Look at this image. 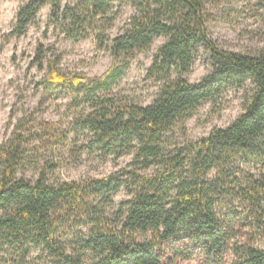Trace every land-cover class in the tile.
Listing matches in <instances>:
<instances>
[{
  "label": "trees",
  "instance_id": "trees-1",
  "mask_svg": "<svg viewBox=\"0 0 264 264\" xmlns=\"http://www.w3.org/2000/svg\"><path fill=\"white\" fill-rule=\"evenodd\" d=\"M209 1L134 0L136 14L112 39L105 35L117 14L112 6L126 0H80L64 7L62 0H28L18 10L12 36L24 35L49 6V22L67 39L97 33L101 44L110 43L112 65L98 77L64 74L61 57L41 45L34 63L42 69L46 61L44 91L67 89L75 106H83L73 131L87 135L88 144L73 155L134 154L132 164L144 173L59 182L53 178L59 159L45 156L69 131L48 122L33 128L21 120L0 145V264H171L167 255L197 257L203 264H224L228 256L229 264H264V248L237 238L243 228L264 238V52L219 48L207 29ZM159 38L166 41L146 74L161 83L156 98L142 106L108 95L123 77L128 55ZM199 48L209 54L212 70L190 83L185 77ZM249 81L254 88L243 112L227 127L166 148L173 127L202 103ZM150 168L155 171L147 174ZM126 188L131 199L109 213L112 198Z\"/></svg>",
  "mask_w": 264,
  "mask_h": 264
},
{
  "label": "rangeland",
  "instance_id": "rangeland-1",
  "mask_svg": "<svg viewBox=\"0 0 264 264\" xmlns=\"http://www.w3.org/2000/svg\"><path fill=\"white\" fill-rule=\"evenodd\" d=\"M80 0H62L61 6H73ZM134 0L112 6L116 14L112 28L105 32L112 39L123 34L129 20L136 14ZM28 0H0V145L12 135L16 125L24 123L36 128L42 122L55 123L68 130L67 140L59 143V148L45 157L59 159V166L53 178L62 181H83L104 178L113 174L137 171L139 165L132 164L134 154L120 158L100 156L90 150H83L79 156L72 153L76 147H85L88 136L73 131L74 120L83 106L77 107L67 89L44 91L41 82L44 78L45 63L39 68L34 63L38 47L52 49L61 57L60 70L66 75L81 74L87 78L102 75L112 65L110 43L101 44L97 33L79 41L67 39L59 27L49 22L50 7H43L22 36L10 35L18 10ZM261 0H210L206 4L210 16L207 29L210 38L224 50L258 55L264 52V8ZM111 15V14H109ZM166 40L156 39L145 51L133 52L126 59L123 77L111 87L108 95L118 98L122 103L149 105L158 95L161 83L147 78L158 49ZM50 57V54H47ZM191 72L185 77L188 82L196 83L212 70L209 54L202 48L195 53ZM251 81L241 88L228 89L218 98L202 103L184 123L177 124L168 134L165 146L168 150L188 142H195L209 135L215 128H225L242 112L253 91ZM32 171L26 172L31 175ZM155 168L147 170L151 174ZM129 176H124L127 181ZM128 188L122 189L108 208L116 212L120 205L131 199ZM76 232L85 234V230ZM238 241H252L257 247L264 248V238L256 236L251 228H243L237 236ZM72 240L73 236H67ZM184 245V241H179ZM172 243H169L170 246ZM171 264H203L194 257L184 261L167 255ZM233 256H228L224 264H229Z\"/></svg>",
  "mask_w": 264,
  "mask_h": 264
}]
</instances>
